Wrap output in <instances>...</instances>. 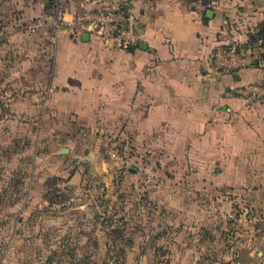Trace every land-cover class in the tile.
Wrapping results in <instances>:
<instances>
[{
	"label": "crops",
	"instance_id": "0c3cea01",
	"mask_svg": "<svg viewBox=\"0 0 264 264\" xmlns=\"http://www.w3.org/2000/svg\"><path fill=\"white\" fill-rule=\"evenodd\" d=\"M53 1L0 0V112L97 135L118 128L152 156L185 159L171 173L200 174L231 203L240 196L264 211V103L229 94L264 85V65L218 74L210 61L217 46L249 41L264 0H132L143 35L130 50L85 31L63 28L53 40L47 26L29 30ZM59 1L69 19L94 5Z\"/></svg>",
	"mask_w": 264,
	"mask_h": 264
},
{
	"label": "rangeland",
	"instance_id": "374dc122",
	"mask_svg": "<svg viewBox=\"0 0 264 264\" xmlns=\"http://www.w3.org/2000/svg\"><path fill=\"white\" fill-rule=\"evenodd\" d=\"M248 48L264 62V48ZM14 115L0 112L5 264H264V211L169 171L185 159L152 156L118 128Z\"/></svg>",
	"mask_w": 264,
	"mask_h": 264
},
{
	"label": "built area",
	"instance_id": "2783aa9c",
	"mask_svg": "<svg viewBox=\"0 0 264 264\" xmlns=\"http://www.w3.org/2000/svg\"><path fill=\"white\" fill-rule=\"evenodd\" d=\"M132 0H94V5H84L71 19L66 17L67 9L59 0H54L48 16H40L28 24L29 30L47 26L50 36L56 40L63 28L72 31L89 32L115 47L130 50L142 39V26L131 8ZM218 74L239 71L246 65H264L249 48L240 43L219 45L210 56ZM264 85L251 82L229 90L247 101L264 103Z\"/></svg>",
	"mask_w": 264,
	"mask_h": 264
},
{
	"label": "trees",
	"instance_id": "16d2710c",
	"mask_svg": "<svg viewBox=\"0 0 264 264\" xmlns=\"http://www.w3.org/2000/svg\"><path fill=\"white\" fill-rule=\"evenodd\" d=\"M249 41L244 44L247 47H255V45L264 48V21L259 27L250 32Z\"/></svg>",
	"mask_w": 264,
	"mask_h": 264
},
{
	"label": "water",
	"instance_id": "95a60500",
	"mask_svg": "<svg viewBox=\"0 0 264 264\" xmlns=\"http://www.w3.org/2000/svg\"><path fill=\"white\" fill-rule=\"evenodd\" d=\"M64 151H67V149H65Z\"/></svg>",
	"mask_w": 264,
	"mask_h": 264
}]
</instances>
